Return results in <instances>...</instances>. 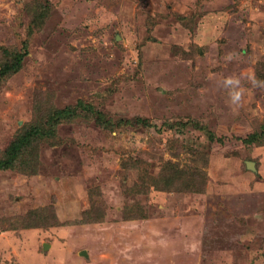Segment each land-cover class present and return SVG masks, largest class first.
<instances>
[{
  "label": "rangeland",
  "instance_id": "374dc122",
  "mask_svg": "<svg viewBox=\"0 0 264 264\" xmlns=\"http://www.w3.org/2000/svg\"><path fill=\"white\" fill-rule=\"evenodd\" d=\"M253 74L264 0H0V158L34 137L0 169V264H264V91L220 87Z\"/></svg>",
  "mask_w": 264,
  "mask_h": 264
},
{
  "label": "trees",
  "instance_id": "16d2710c",
  "mask_svg": "<svg viewBox=\"0 0 264 264\" xmlns=\"http://www.w3.org/2000/svg\"><path fill=\"white\" fill-rule=\"evenodd\" d=\"M18 53L14 54L11 53L8 55V57L5 60V63L3 64L2 70L4 73H7L9 70L11 73L14 69H18L20 68L21 64L20 61L22 59V57L20 55H17ZM9 57H10V61H9ZM2 77H5V75H3ZM83 106L82 108L78 110H76L75 115L78 114H83L86 113L87 116H94L100 124H106L109 125L110 119L109 116H107V114H105L104 112H101L99 110H97V108H95V106L93 105V103L91 102H82ZM68 113V109L64 108V109H57L55 108L54 113H52L51 116V120L55 125V121L57 122L58 119H61V116H66ZM72 114V111H71ZM110 121V122H109ZM172 127H174L172 125ZM258 135L253 132L252 134H249L244 141L246 142H251L253 140H259L258 139ZM34 137L29 136V138L27 139L24 134L17 136L10 144V146H8L7 150H6V154L4 157L0 158V169H5V168H14L17 164V160L19 157V154L21 152L22 147L25 145V148L28 146L29 143L33 142ZM46 247V246H45Z\"/></svg>",
  "mask_w": 264,
  "mask_h": 264
},
{
  "label": "clouds",
  "instance_id": "9594fccd",
  "mask_svg": "<svg viewBox=\"0 0 264 264\" xmlns=\"http://www.w3.org/2000/svg\"><path fill=\"white\" fill-rule=\"evenodd\" d=\"M238 59L239 53L235 51L228 52L224 57V60L227 63ZM245 83L250 84L253 89L259 88L261 91H264V80L258 79L254 74L248 76L246 80L245 78H241L237 75H229L223 78V80L220 82V87L227 90V103L230 106H242L244 96L247 91Z\"/></svg>",
  "mask_w": 264,
  "mask_h": 264
},
{
  "label": "water",
  "instance_id": "95a60500",
  "mask_svg": "<svg viewBox=\"0 0 264 264\" xmlns=\"http://www.w3.org/2000/svg\"><path fill=\"white\" fill-rule=\"evenodd\" d=\"M251 163L254 164V161H248V162H247L248 167H250V168H254L255 164H254L253 166H250V165H252Z\"/></svg>",
  "mask_w": 264,
  "mask_h": 264
},
{
  "label": "bare ground",
  "instance_id": "6f19581e",
  "mask_svg": "<svg viewBox=\"0 0 264 264\" xmlns=\"http://www.w3.org/2000/svg\"><path fill=\"white\" fill-rule=\"evenodd\" d=\"M252 165H250V166H253L254 164L253 163H251Z\"/></svg>",
  "mask_w": 264,
  "mask_h": 264
}]
</instances>
